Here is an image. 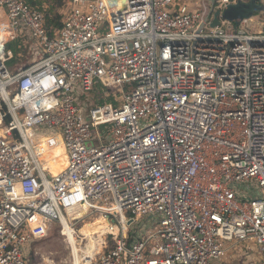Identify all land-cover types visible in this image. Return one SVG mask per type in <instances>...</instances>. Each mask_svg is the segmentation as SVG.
<instances>
[{"label":"built area","instance_id":"built-area-1","mask_svg":"<svg viewBox=\"0 0 264 264\" xmlns=\"http://www.w3.org/2000/svg\"><path fill=\"white\" fill-rule=\"evenodd\" d=\"M233 2L67 0L52 32L0 0V264H28L55 224L87 249L98 219L84 264H214L236 241L264 264V27H211ZM22 34L38 59L13 74ZM98 84L120 87L117 104L87 101Z\"/></svg>","mask_w":264,"mask_h":264},{"label":"rangeland","instance_id":"rangeland-1","mask_svg":"<svg viewBox=\"0 0 264 264\" xmlns=\"http://www.w3.org/2000/svg\"><path fill=\"white\" fill-rule=\"evenodd\" d=\"M50 9L51 6L49 5ZM263 14L257 13L254 17L251 18L250 24L245 26V29L252 33H261L263 32L264 24L263 22ZM50 25L47 27L51 29V24L55 21L54 17L51 19ZM31 53V55H30ZM26 56V61L22 63V65H26L27 63H31L32 61H36L38 59V55L36 54V50H30L29 55ZM30 58V59H29ZM120 87L113 88H103L100 84L95 86L93 92L87 95V101H90L92 105L100 104V101L103 98H107L116 93L119 95ZM23 115V114H22ZM37 135L41 137V141L44 139L37 128H34ZM39 137V138H40ZM45 144H47V140L45 139ZM54 147V146H52ZM54 151L55 160H51L49 166L50 169L58 170L65 164V156L62 150L59 147V143H55V147L52 148ZM53 153V152H52ZM127 216L130 217V214L127 213ZM100 218V216H99ZM93 219H87L83 221V223H79L76 228L79 230L82 225L87 222H91ZM93 223V222H91ZM94 228V226H93ZM157 231V227L155 228ZM80 247V246H79ZM84 247V246H83ZM85 248V247H84ZM27 252V262L28 264H74V255L71 246L68 243V240L61 234V227L58 224L52 226L49 231L48 236L45 239L37 241V243H30L26 247ZM252 250H248L243 243H228V252L225 257L220 260H214V264H245L247 261H253L257 257L260 258L262 255H258L256 251H259V248L256 244H253ZM84 257V255H82ZM85 263V262H84Z\"/></svg>","mask_w":264,"mask_h":264},{"label":"trees","instance_id":"trees-1","mask_svg":"<svg viewBox=\"0 0 264 264\" xmlns=\"http://www.w3.org/2000/svg\"><path fill=\"white\" fill-rule=\"evenodd\" d=\"M66 1L67 0H50L51 3V9L50 7H48L47 9H43V8H38L33 6L30 2V0H25V2L32 8H36L41 10L42 12L45 13L46 16V22L47 25L51 23V19H55V21L51 24V29L49 28V30H51L52 32L55 29H61L63 27V19H64V8L66 5ZM7 50H11L13 51V58L10 59L7 62V67L8 69L13 73L16 74L18 73L20 70H24L29 68L33 63H35V61L31 62V63H27L26 65H22V63L24 61H26V54L29 55V52L31 49V40L29 39L28 36H24L23 34L17 38L14 41H11L7 44L6 46ZM31 55V53H30ZM30 59V58H29ZM113 102L115 104H117V102L114 101V97L113 95L107 98H103L100 101V105L104 104V103H110Z\"/></svg>","mask_w":264,"mask_h":264},{"label":"bare ground","instance_id":"bare-ground-1","mask_svg":"<svg viewBox=\"0 0 264 264\" xmlns=\"http://www.w3.org/2000/svg\"><path fill=\"white\" fill-rule=\"evenodd\" d=\"M39 141H41V137L39 138ZM55 143H59V147L60 149L63 151L64 155H65V151H64V148H63V145H62V139L61 137H57L56 140H55ZM55 147V146H54ZM52 147V148H54ZM67 165V158H66V155H65V164L63 165V167H61L60 169L58 170H51V172L54 174V175H57L59 174L60 172H62L65 167ZM94 226V228H93ZM107 227V224L102 220V219H98L96 221H94L93 223H88L86 224L85 226H83L82 228V232L84 234H86L91 240H89L88 244H87V249L84 248L83 246H80L81 242L80 243H77V240L74 236H72V232L71 231H67V234H70V240H71V244L73 246V251H74V264H84V258L82 255H89L91 256L90 254L92 253V251L94 250L93 248L96 249L97 247V244L101 243V241L103 239H97L95 237V235L99 234L100 237H103V234H104V231ZM80 246V247H79Z\"/></svg>","mask_w":264,"mask_h":264},{"label":"water","instance_id":"water-1","mask_svg":"<svg viewBox=\"0 0 264 264\" xmlns=\"http://www.w3.org/2000/svg\"><path fill=\"white\" fill-rule=\"evenodd\" d=\"M217 0H213L212 7L214 8ZM234 1V0H232ZM257 13H264V3L262 0H237L236 3H232L223 11H216L213 15L211 27H217L221 24V21L239 22L244 19H250ZM211 14L207 17L209 20ZM204 25H202L203 27Z\"/></svg>","mask_w":264,"mask_h":264},{"label":"crops","instance_id":"crops-1","mask_svg":"<svg viewBox=\"0 0 264 264\" xmlns=\"http://www.w3.org/2000/svg\"><path fill=\"white\" fill-rule=\"evenodd\" d=\"M30 2L33 3L32 4L33 6L38 7V8H43V9H47L49 7V5L51 6L50 0H30ZM2 15H3V11L0 10V18ZM1 35L5 37L4 32H0V36Z\"/></svg>","mask_w":264,"mask_h":264}]
</instances>
